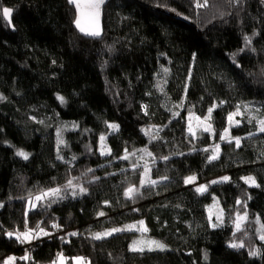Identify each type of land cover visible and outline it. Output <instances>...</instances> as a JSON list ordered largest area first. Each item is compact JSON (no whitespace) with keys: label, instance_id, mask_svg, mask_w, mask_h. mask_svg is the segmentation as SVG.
Instances as JSON below:
<instances>
[{"label":"trees","instance_id":"1","mask_svg":"<svg viewBox=\"0 0 264 264\" xmlns=\"http://www.w3.org/2000/svg\"><path fill=\"white\" fill-rule=\"evenodd\" d=\"M74 19L68 0H0V264L8 254L14 264L59 255L66 264H264V131L232 128L240 143H222L214 160L206 138L187 134L189 113L215 105L218 137L237 106L264 108V0H111L96 40ZM109 123L118 129L103 156ZM142 150L150 177L165 179L156 187L141 186V167L123 157ZM189 175L205 188L185 184ZM73 177L86 180L85 193L29 208L30 196ZM214 196L219 227L206 215ZM239 214L246 220L235 229ZM139 220L159 247L138 248L135 231L93 235ZM26 229L46 234L25 244L13 232Z\"/></svg>","mask_w":264,"mask_h":264},{"label":"rangeland","instance_id":"2","mask_svg":"<svg viewBox=\"0 0 264 264\" xmlns=\"http://www.w3.org/2000/svg\"><path fill=\"white\" fill-rule=\"evenodd\" d=\"M166 70H163L158 73L156 77L157 84L161 86L163 81L166 78ZM216 106L211 107L204 116H198L193 113L187 115V134L189 137L196 141L198 139L206 138L209 141V144L204 147L206 151L210 154V159H216L221 152L222 143L234 139L237 144L240 143V138H232L231 129L237 126H242L243 123H248L253 125L257 132L264 131V108L261 104L256 102H249L237 106L233 111L228 114L227 117V127L225 130L221 131L218 137H215V131L211 122L212 112ZM70 126V124L65 123L58 129L59 141L63 142V133L65 127ZM118 126L114 123L108 124V132L99 138L98 142V151L101 155L106 156L110 154V148L108 146L107 138L110 134L116 132ZM159 128L157 126H150L148 131L151 135L155 136L158 133ZM128 160L129 164L132 167H141V186H157L160 182H164L165 179H152L150 177L151 171V162L152 156L146 150L136 151L133 153H125L123 156ZM228 178L227 174H222L221 176L214 177L207 181L210 184H215L217 182L223 181ZM242 179L249 185L254 186L257 184L256 179L252 175L244 176ZM85 179L79 177L70 178L67 182L60 186L59 188H54L50 190L41 191L33 196L28 198L29 208H35L39 204L45 202L46 200L52 198L53 200H58L62 192H65L67 196H78L85 193ZM185 184L193 185L197 188L204 189L205 183L196 180L194 175H189L184 180ZM64 188V191L61 189ZM206 215L208 222L211 227H219L224 221V213L218 199L214 196L210 204L206 206ZM246 220L245 214H239L236 216L234 221L235 229H239L244 221ZM123 229H131L138 234V239L135 243L138 248L148 246V247H159V243L155 240H152L149 236V231L143 220L134 221L122 226L106 229L100 231L99 233H94V237L100 238L104 236H109L113 232L120 231ZM69 233H75V230H69ZM10 234V233H9ZM14 236H17L25 244L30 243L35 236L45 235L46 233L42 230L36 232V235L33 237V234L30 230L26 229L23 232H13ZM35 234V233H34ZM264 240V239H261ZM15 256L12 254L6 255L2 264H14ZM54 264H66V259L59 255ZM73 264H87L81 258L74 260Z\"/></svg>","mask_w":264,"mask_h":264},{"label":"water","instance_id":"3","mask_svg":"<svg viewBox=\"0 0 264 264\" xmlns=\"http://www.w3.org/2000/svg\"><path fill=\"white\" fill-rule=\"evenodd\" d=\"M111 0H68L74 8V27L87 39H100L103 33V8ZM3 20L12 28V10L2 9Z\"/></svg>","mask_w":264,"mask_h":264},{"label":"crops","instance_id":"4","mask_svg":"<svg viewBox=\"0 0 264 264\" xmlns=\"http://www.w3.org/2000/svg\"><path fill=\"white\" fill-rule=\"evenodd\" d=\"M144 221V220H143ZM145 223V222H144ZM128 224V223H127ZM146 225V224H145ZM147 227V226H146ZM148 229V228H147ZM123 231H132L131 229H123Z\"/></svg>","mask_w":264,"mask_h":264}]
</instances>
